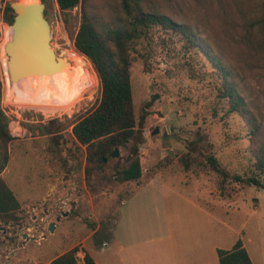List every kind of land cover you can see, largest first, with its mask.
I'll return each instance as SVG.
<instances>
[{"label": "rangeland", "instance_id": "rangeland-1", "mask_svg": "<svg viewBox=\"0 0 264 264\" xmlns=\"http://www.w3.org/2000/svg\"><path fill=\"white\" fill-rule=\"evenodd\" d=\"M44 1L51 47L79 70L77 100L59 107L24 103L19 89L10 87L3 50L10 28L5 10L12 1L3 0L2 108L17 137L9 146V163L0 178L21 209L18 221L0 220V264H51L74 248L79 249L81 264L85 253L98 264H168L173 252L168 251L172 243L166 234L172 228L179 250L200 240L210 246L215 261L214 245L232 250L241 240L253 263L264 264V175L254 166L257 159L248 126L214 90L211 64L194 51V59H189L185 40L168 31L158 30L152 39L143 40L132 55L131 67L139 141L119 147V157L110 156L97 167L88 162L87 147L73 134L76 123L94 112L102 99L96 72L74 45L82 4L65 21L56 0ZM204 1V10L198 11L195 1L188 0L186 19L197 20L193 25L198 24L197 16H204L206 30H214L215 39L223 34L222 7L232 0ZM232 13L241 20L239 11ZM244 34L241 25L234 37L240 43ZM168 37L173 40H164ZM227 42L235 45L233 40ZM239 56L236 64L246 69L245 95L264 123L263 61ZM135 149L141 179L116 182L118 170L128 167ZM211 156L227 177L212 169ZM237 176L261 177L263 187L238 182Z\"/></svg>", "mask_w": 264, "mask_h": 264}, {"label": "trees", "instance_id": "trees-1", "mask_svg": "<svg viewBox=\"0 0 264 264\" xmlns=\"http://www.w3.org/2000/svg\"><path fill=\"white\" fill-rule=\"evenodd\" d=\"M187 1L56 0L65 21L71 11L82 4V20L74 45L76 51L91 63L102 88L100 105L76 123L73 134L78 143L87 147L88 162L97 167L119 147L139 141L131 82L132 55L143 40L152 39L158 30L168 31L172 37L181 36L185 40L184 50L189 59H194L191 53L194 51L198 57L202 60L205 58L211 64L215 76L214 90L227 102L230 112L237 113L248 126L250 147L254 149L253 154L257 159L254 166L259 174L264 175V123L260 111L256 113L253 110L254 103L245 95L242 84L245 82L246 69L236 64L235 58L241 57L239 54L258 57L264 65V0H232L223 5V15H226L220 21L224 23L223 34H216L218 38L215 39L212 34L214 30H206L208 26L204 16H197L198 24L193 25L197 20L186 19L189 15ZM194 1L198 11L204 10V0ZM12 2L5 10V24L9 27L14 21ZM179 5L180 10L176 11ZM232 10L239 11L240 21L234 19ZM201 25L205 30L201 29ZM241 25L244 26L245 34L239 43L234 33ZM164 40L173 39L168 37ZM230 40L235 45L227 42ZM1 76L0 64V173L9 163V146L17 137L10 131L8 116L2 108ZM209 164L214 171L227 177L214 156L209 158ZM141 176V162L138 149H135L128 167L118 170L115 181L134 182L140 180ZM236 179L263 187L261 177L244 179L237 176ZM20 209L17 197L0 178V220L4 223L18 221ZM78 252L79 249L74 248L58 256L51 264H81L77 258ZM217 254L219 264H253L241 240L232 250L218 249ZM85 264H96L88 253H85Z\"/></svg>", "mask_w": 264, "mask_h": 264}, {"label": "water", "instance_id": "water-1", "mask_svg": "<svg viewBox=\"0 0 264 264\" xmlns=\"http://www.w3.org/2000/svg\"><path fill=\"white\" fill-rule=\"evenodd\" d=\"M11 8L14 21L3 50L7 57L5 69L8 84L14 86L31 79L53 78L67 73L76 75L71 63L59 58L51 47V27L42 0L34 3L17 0L12 2ZM85 73L89 74L87 68ZM119 156L118 148L111 157ZM50 229H54L53 224Z\"/></svg>", "mask_w": 264, "mask_h": 264}, {"label": "bare ground", "instance_id": "bare-ground-1", "mask_svg": "<svg viewBox=\"0 0 264 264\" xmlns=\"http://www.w3.org/2000/svg\"><path fill=\"white\" fill-rule=\"evenodd\" d=\"M32 2H37V0H25L24 3ZM75 70L76 75L67 73L53 78L31 79L10 87L13 90L19 89L20 98L24 103L46 104L51 107L72 104L77 100L78 92L75 88L78 85L79 70Z\"/></svg>", "mask_w": 264, "mask_h": 264}, {"label": "crops", "instance_id": "crops-1", "mask_svg": "<svg viewBox=\"0 0 264 264\" xmlns=\"http://www.w3.org/2000/svg\"><path fill=\"white\" fill-rule=\"evenodd\" d=\"M166 235L168 240L172 243L168 251L173 252V255L169 257L171 262H168V264H219V257L217 260L213 261L210 256V246L206 247L200 240H196L194 245L190 242V246L185 247V250L182 251L179 250V245H175L177 237L174 228L168 230ZM213 249L217 251L218 246L214 245ZM206 253H208V256H206ZM94 261L96 262L95 259ZM96 264L98 263L96 262Z\"/></svg>", "mask_w": 264, "mask_h": 264}, {"label": "built area", "instance_id": "built-area-1", "mask_svg": "<svg viewBox=\"0 0 264 264\" xmlns=\"http://www.w3.org/2000/svg\"><path fill=\"white\" fill-rule=\"evenodd\" d=\"M3 0H0V3L2 2ZM6 1V0H5Z\"/></svg>", "mask_w": 264, "mask_h": 264}, {"label": "flooded vegetation", "instance_id": "flooded-vegetation-1", "mask_svg": "<svg viewBox=\"0 0 264 264\" xmlns=\"http://www.w3.org/2000/svg\"><path fill=\"white\" fill-rule=\"evenodd\" d=\"M25 237V236H24Z\"/></svg>", "mask_w": 264, "mask_h": 264}]
</instances>
